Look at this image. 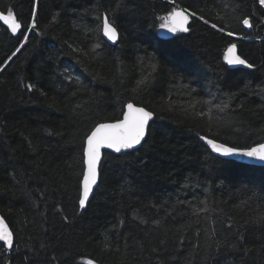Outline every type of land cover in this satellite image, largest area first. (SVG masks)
Masks as SVG:
<instances>
[{"label": "trees", "instance_id": "obj_1", "mask_svg": "<svg viewBox=\"0 0 264 264\" xmlns=\"http://www.w3.org/2000/svg\"><path fill=\"white\" fill-rule=\"evenodd\" d=\"M35 2L0 0V11L31 23ZM177 4L208 24L190 19L188 32L163 38L168 0H39L37 27L0 70V213L13 232L0 264H264V166L214 155L200 139L264 141V6ZM103 14L116 44L102 37ZM22 40L0 21V65ZM228 43L255 67H228ZM129 99L154 111L146 141L104 152L79 210L81 139ZM210 108L223 124L199 115Z\"/></svg>", "mask_w": 264, "mask_h": 264}, {"label": "snow or ice", "instance_id": "obj_2", "mask_svg": "<svg viewBox=\"0 0 264 264\" xmlns=\"http://www.w3.org/2000/svg\"><path fill=\"white\" fill-rule=\"evenodd\" d=\"M171 5V10L166 15L160 17L161 23L159 27L166 29L169 33L188 32L190 19H198L208 24L204 14H198L197 10H189L188 7L181 8L177 4V0H168ZM261 6H264V0H260ZM39 0H36L32 7L31 23H25L14 14L11 8L8 9L7 14L0 12V21H3L7 29L10 30L14 36H23L20 42V47L0 65V70L6 67L14 57L21 51L29 39L27 30H34L37 27L36 18L38 15ZM242 24L246 28H251L252 23L249 18H244ZM211 28L217 30L226 37H232L235 33L233 31H226L225 26L218 27L217 23H211ZM103 36L108 40L116 41L118 32L116 27L110 24L107 14L104 15L102 20ZM94 48H100L101 45L97 44ZM237 45L228 43L223 53V60L227 65H243L249 69L254 68L255 65L250 63L246 58H241L236 54ZM155 67V66H153ZM71 79V77H69ZM29 91L34 88V85H27ZM212 104L220 113L229 107L227 103L215 104L214 102L205 100L204 104ZM148 105L138 106L136 102L129 99L127 103H122L120 115L115 119L106 120L103 122H95L93 126L84 134L81 139V172L78 173V205L81 209H85L90 200V195L93 194L94 185H97L99 169L102 166L103 150H111L115 153L128 154L126 150H134L137 145H141L146 141L150 122L153 120L154 111L148 110ZM201 117L207 115L210 125L223 124L219 116L212 115L210 108L208 113L201 112ZM200 139L205 145L211 149L212 153L219 154L224 157L234 155H243L247 157H258L264 160V143H257L255 146L240 148L235 146H228L225 142H219L218 136L204 135ZM64 220L67 221L68 217L65 216ZM0 241L8 245L10 248L13 246V233L9 231L4 220L0 218ZM44 247V245H41ZM88 264H93L89 260Z\"/></svg>", "mask_w": 264, "mask_h": 264}, {"label": "water", "instance_id": "obj_3", "mask_svg": "<svg viewBox=\"0 0 264 264\" xmlns=\"http://www.w3.org/2000/svg\"><path fill=\"white\" fill-rule=\"evenodd\" d=\"M182 8V7H181ZM104 17V16H103ZM103 17H102V20H103ZM3 22V21H2ZM111 24V23H110ZM112 25V24H111ZM113 26V25H112ZM114 27V26H113ZM118 32V31H117ZM101 34H102V37L108 42V43H110V44H116L117 42H118V39H119V33H118V38H117V40L114 42V41H111V40H108V38L107 37H104L103 36V27H102V25H101ZM158 34H159V36L160 37H167V36H169L171 33H169V32H167V30L166 29H159L158 30ZM236 54L238 55V53H237V50H236ZM224 63L227 65V63L224 61ZM228 67H231V68H234V67H245V66H243V65H227ZM139 106V105H138ZM201 137V136H200ZM203 142V141H202ZM204 143V142H203ZM261 143H264V141L263 142H261ZM205 144V143H204ZM139 145H137L136 146V148L138 147ZM253 146H255V145H253ZM207 147V146H206ZM252 147V146H251ZM135 148V149H136ZM208 148V147H207ZM210 151H211V149L210 148H208ZM111 152V153H114V154H119V153H115V152H113V151H111V150H103V154H104V152ZM127 151H131V150H126V152ZM103 154H102V158H103ZM214 155H217V156H219V157H222V158H228V159H233V160H235V161H238V162H242V163H246V164H251V165H262V166H264V160H261V159H259L258 157H247V156H243V155H234V156H230V157H224V156H221V155H219V154H215V153H213ZM98 180H99V175H98ZM97 184H98V181H97ZM97 185H94L93 186V188H95ZM92 195V194H91ZM91 195H90V197H91ZM79 210H82L80 207H79ZM0 218H2L3 220H4V224H6L7 225V227H8V229H9V231L10 232H12L11 231V229H10V227H9V225L7 224V222H6V220L2 217V215L0 214ZM2 242V241H1ZM6 245V244H5ZM6 248L7 249H9L10 247L8 246V245H6Z\"/></svg>", "mask_w": 264, "mask_h": 264}, {"label": "bare ground", "instance_id": "obj_4", "mask_svg": "<svg viewBox=\"0 0 264 264\" xmlns=\"http://www.w3.org/2000/svg\"><path fill=\"white\" fill-rule=\"evenodd\" d=\"M105 14L102 15V17L104 16Z\"/></svg>", "mask_w": 264, "mask_h": 264}]
</instances>
